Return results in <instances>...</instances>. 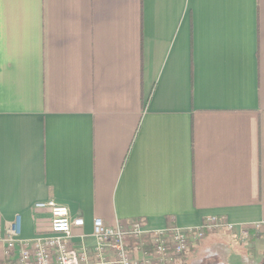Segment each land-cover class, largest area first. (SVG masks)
I'll list each match as a JSON object with an SVG mask.
<instances>
[{
    "label": "crops",
    "instance_id": "1",
    "mask_svg": "<svg viewBox=\"0 0 264 264\" xmlns=\"http://www.w3.org/2000/svg\"><path fill=\"white\" fill-rule=\"evenodd\" d=\"M50 200L77 244L97 218L264 222V0H0L2 237L47 236ZM246 241L221 263L261 264Z\"/></svg>",
    "mask_w": 264,
    "mask_h": 264
},
{
    "label": "built area",
    "instance_id": "2",
    "mask_svg": "<svg viewBox=\"0 0 264 264\" xmlns=\"http://www.w3.org/2000/svg\"><path fill=\"white\" fill-rule=\"evenodd\" d=\"M35 208L51 213L47 236L23 242L18 239L16 225L7 230L5 237L0 229L6 258L11 259L19 247L18 264H187L186 255L207 236L223 232L234 241H245L252 231L264 230V222L239 227L217 216L205 218L196 228L169 225L157 231L147 229L142 220L108 226L97 218L91 237L81 235V242L77 244L73 230L84 228L82 218H72L66 206L53 200L40 202ZM87 238L93 240V245L86 243Z\"/></svg>",
    "mask_w": 264,
    "mask_h": 264
},
{
    "label": "rangeland",
    "instance_id": "3",
    "mask_svg": "<svg viewBox=\"0 0 264 264\" xmlns=\"http://www.w3.org/2000/svg\"><path fill=\"white\" fill-rule=\"evenodd\" d=\"M211 236H215V238L217 239H220L222 241H218V240H214L213 242L210 243V240L211 238L207 239L206 237L204 239V241H201L198 245L202 244L199 248H195L194 251L188 256L187 258V264H208V263H211V264H222L221 263V258L222 257H226V252L227 251H232L231 249H228V247L230 248L231 245H233L234 247L233 248H236V249H241V248H248L249 247L247 246V241H240V240H232L230 239V243L229 242H226L227 239L226 238H222V237H225L227 236V234L223 233V232H217ZM210 236V237H211ZM229 237V236H227ZM230 238V237H229ZM206 240V241H205ZM213 240V239H211ZM205 242V243H204ZM209 242V243H207ZM246 257L248 255L245 254ZM235 256V255H234ZM249 257L251 259H254L255 256H253L252 254L249 255ZM256 260V258H255ZM264 262V259L261 260Z\"/></svg>",
    "mask_w": 264,
    "mask_h": 264
},
{
    "label": "flooded vegetation",
    "instance_id": "4",
    "mask_svg": "<svg viewBox=\"0 0 264 264\" xmlns=\"http://www.w3.org/2000/svg\"><path fill=\"white\" fill-rule=\"evenodd\" d=\"M208 264H211V263H208ZM217 264V263H216ZM261 264H264V262L263 261H261Z\"/></svg>",
    "mask_w": 264,
    "mask_h": 264
}]
</instances>
